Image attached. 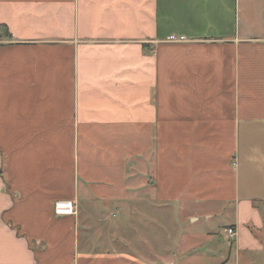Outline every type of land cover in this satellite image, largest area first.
Instances as JSON below:
<instances>
[{
  "label": "crops",
  "instance_id": "0c3cea01",
  "mask_svg": "<svg viewBox=\"0 0 264 264\" xmlns=\"http://www.w3.org/2000/svg\"><path fill=\"white\" fill-rule=\"evenodd\" d=\"M171 206L264 264V0H0V264H176Z\"/></svg>",
  "mask_w": 264,
  "mask_h": 264
},
{
  "label": "rangeland",
  "instance_id": "374dc122",
  "mask_svg": "<svg viewBox=\"0 0 264 264\" xmlns=\"http://www.w3.org/2000/svg\"><path fill=\"white\" fill-rule=\"evenodd\" d=\"M228 212L229 210L224 211V214L219 213L211 220L198 213L196 221H191L186 213L177 212L173 206L166 210L162 208L161 216L155 227L161 261H176V264H210L216 263L219 257H229L228 244L224 241L222 231L227 223L233 221ZM113 219H117V216ZM117 227L112 225L111 228L116 229ZM107 229L109 230L108 225L102 226V230ZM123 229L124 226L121 225V231ZM96 240L103 248L122 245L119 237L105 233L98 236ZM124 244L126 245V242ZM133 246H135V241Z\"/></svg>",
  "mask_w": 264,
  "mask_h": 264
},
{
  "label": "built area",
  "instance_id": "2783aa9c",
  "mask_svg": "<svg viewBox=\"0 0 264 264\" xmlns=\"http://www.w3.org/2000/svg\"><path fill=\"white\" fill-rule=\"evenodd\" d=\"M53 212L56 215H75L76 209L74 202L71 200H57L54 202ZM224 235L226 240L230 242L235 236V230L232 227H227Z\"/></svg>",
  "mask_w": 264,
  "mask_h": 264
}]
</instances>
